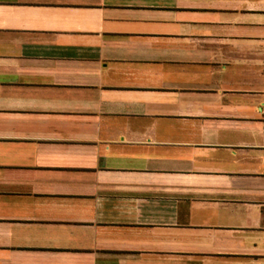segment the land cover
I'll use <instances>...</instances> for the list:
<instances>
[{"label": "crops", "instance_id": "0c3cea01", "mask_svg": "<svg viewBox=\"0 0 264 264\" xmlns=\"http://www.w3.org/2000/svg\"><path fill=\"white\" fill-rule=\"evenodd\" d=\"M0 264H264V0H0Z\"/></svg>", "mask_w": 264, "mask_h": 264}]
</instances>
